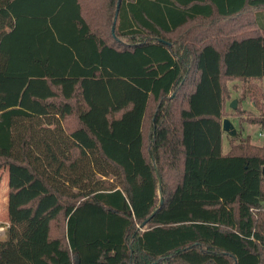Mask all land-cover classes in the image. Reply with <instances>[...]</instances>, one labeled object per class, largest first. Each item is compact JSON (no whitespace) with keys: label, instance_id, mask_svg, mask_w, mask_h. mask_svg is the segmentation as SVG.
<instances>
[{"label":"trees","instance_id":"16d2710c","mask_svg":"<svg viewBox=\"0 0 264 264\" xmlns=\"http://www.w3.org/2000/svg\"><path fill=\"white\" fill-rule=\"evenodd\" d=\"M263 79L264 0H0V264H264Z\"/></svg>","mask_w":264,"mask_h":264},{"label":"rangeland","instance_id":"374dc122","mask_svg":"<svg viewBox=\"0 0 264 264\" xmlns=\"http://www.w3.org/2000/svg\"><path fill=\"white\" fill-rule=\"evenodd\" d=\"M240 86L241 84L236 88H239ZM238 92L240 93V91ZM227 110L230 111L228 107ZM256 110L258 114H249L244 112L245 114L242 116L230 115L229 117L232 119L231 121L233 126L238 130L239 135L236 137L237 140L249 139V141L252 142L253 144L261 146L264 144V128L260 127V125L258 124H251L246 122V119L255 118L259 116V111L257 108ZM243 126H245L244 129ZM227 141L230 142V139L229 140L227 139ZM263 174H264V169H263ZM8 182H9V173L7 170H4L1 172V176H0V240L6 239V232L9 227Z\"/></svg>","mask_w":264,"mask_h":264},{"label":"crops","instance_id":"0c3cea01","mask_svg":"<svg viewBox=\"0 0 264 264\" xmlns=\"http://www.w3.org/2000/svg\"><path fill=\"white\" fill-rule=\"evenodd\" d=\"M179 1L182 4H186L188 0H179ZM240 84H241V86L239 88H236ZM259 85L261 87H263V90H264V79L261 82H259ZM240 88H241V90H240ZM242 88H243V84H242L241 81L228 82V89H229V92H230L231 100L228 101L226 103V105H225L226 113L228 115H230L232 113L233 110L228 105H230V103L233 100H236L237 101V105H239L241 110L244 111L245 113L258 114L256 108L254 107L253 103L249 99L240 100L241 93H242ZM238 91H240V93ZM237 105H236V107H237ZM227 107L230 109V111L227 110ZM225 119H228L231 122V124H232V121H231L232 119L229 116L227 118H225ZM244 128H245V126H243V129ZM234 129H235V132H236V135H235V138H236L239 135V133H238V130L235 127H234ZM231 138H234V137H231L227 133L222 131V152H223V154H226L230 150V142L227 141V139L228 140L230 139V141H231ZM239 139H242V138H239ZM250 143L253 144L252 142H250Z\"/></svg>","mask_w":264,"mask_h":264},{"label":"water","instance_id":"95a60500","mask_svg":"<svg viewBox=\"0 0 264 264\" xmlns=\"http://www.w3.org/2000/svg\"><path fill=\"white\" fill-rule=\"evenodd\" d=\"M236 105H237V101L236 100H233L231 103H230V105H229V107L232 109V110H234V109H236ZM222 131L223 132H225V133H227L229 136H231V137H235V135H236V132H235V129H234V127H233V125L231 124V122L228 120V119H224L223 121H222ZM158 181H159V183H160V178H159V176H158ZM162 202V201H161ZM148 220H150V219H147L145 222H147Z\"/></svg>","mask_w":264,"mask_h":264},{"label":"built area","instance_id":"2783aa9c","mask_svg":"<svg viewBox=\"0 0 264 264\" xmlns=\"http://www.w3.org/2000/svg\"><path fill=\"white\" fill-rule=\"evenodd\" d=\"M263 209H264V204H263ZM253 210V209H252Z\"/></svg>","mask_w":264,"mask_h":264}]
</instances>
